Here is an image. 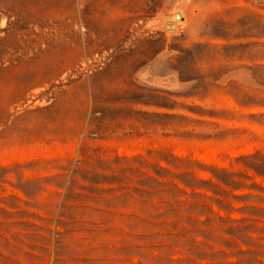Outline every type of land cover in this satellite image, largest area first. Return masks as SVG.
<instances>
[{
	"label": "rangeland",
	"instance_id": "374dc122",
	"mask_svg": "<svg viewBox=\"0 0 264 264\" xmlns=\"http://www.w3.org/2000/svg\"><path fill=\"white\" fill-rule=\"evenodd\" d=\"M0 264H264V0H0Z\"/></svg>",
	"mask_w": 264,
	"mask_h": 264
},
{
	"label": "water",
	"instance_id": "95a60500",
	"mask_svg": "<svg viewBox=\"0 0 264 264\" xmlns=\"http://www.w3.org/2000/svg\"><path fill=\"white\" fill-rule=\"evenodd\" d=\"M171 17H173L174 19H176V21L177 20H181V16L178 13L173 14Z\"/></svg>",
	"mask_w": 264,
	"mask_h": 264
},
{
	"label": "bare ground",
	"instance_id": "6f19581e",
	"mask_svg": "<svg viewBox=\"0 0 264 264\" xmlns=\"http://www.w3.org/2000/svg\"><path fill=\"white\" fill-rule=\"evenodd\" d=\"M177 13V12H176ZM179 21V20H178ZM174 22V21H173ZM176 22V21H175ZM177 23V22H176Z\"/></svg>",
	"mask_w": 264,
	"mask_h": 264
}]
</instances>
